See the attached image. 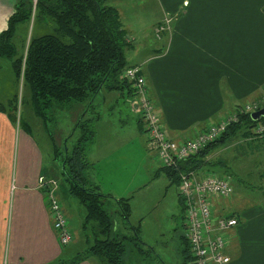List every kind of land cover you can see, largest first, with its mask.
<instances>
[{"label": "crops", "instance_id": "crops-1", "mask_svg": "<svg viewBox=\"0 0 264 264\" xmlns=\"http://www.w3.org/2000/svg\"><path fill=\"white\" fill-rule=\"evenodd\" d=\"M120 1L122 0H109V3L119 10L122 25L133 45L139 38L144 39L150 27L147 26L146 30L141 31L133 26L130 30L125 5L118 3ZM152 1L158 15L154 18L153 25H149H152L149 35L154 36L155 28L169 19L168 17L174 18V22L164 39L161 38L162 34L160 37L154 36L156 44L154 47L147 43L144 50L146 55H142L139 63L144 67L150 98L158 102L162 125L170 140L179 142L191 138L210 123H219L238 108L261 99L264 92V0ZM5 2L7 5L0 3V32L6 29L9 16L16 4L15 0ZM185 2L187 4H184ZM2 62L0 60V68ZM3 92L4 90L0 88V105L6 107L9 96H5ZM112 93L114 100L108 98V94ZM119 99L123 100V107L117 108L115 104ZM127 99H130V95L126 89L102 90L94 97L95 108L103 105L105 110L116 111L120 118L123 117L121 119L123 122L119 126L118 135H112L113 133L98 135L96 127L94 129L92 126L95 131L86 146V159L91 169L97 157L101 159L123 157L122 166L118 165L121 166L120 169L108 164L104 169L102 166L101 173L97 175L100 183L104 178L102 183L104 188L109 186L110 192L106 191L107 195H112L117 200L129 198L130 215L129 218H125L127 223L119 226L113 215L114 231L129 238L125 230L127 232L130 224V229L133 230L130 240L134 241L136 229L138 237L142 238L144 245L150 247L153 252H156V245H161L162 249H168L175 254L173 264L177 258L181 259V263L178 264H183V249L186 247L184 231L178 230L177 227L175 230L173 228L174 233L166 232L165 235L161 230H146L144 216L136 220L131 217L135 210H146L138 208L139 203H133L135 194L143 193L161 178L166 180L165 192L178 182L168 176L162 169L157 155L151 151L152 155L147 156L145 161L146 182L130 193V177L127 173H130V146L137 142V146L147 152L148 138L139 114L135 112L130 114L132 107L129 106V109L124 107ZM96 121L101 127L105 125L100 118L96 117ZM42 125L45 133L42 139H38L31 126H18L8 115L0 112V264L70 262L90 247L91 238L83 228L85 216L79 214L77 209L80 208L78 205L80 202L76 199L78 201L76 203L68 189L62 188L61 170L56 167V165L61 167L58 152L61 150L60 143L57 136L45 130L43 123ZM127 131L133 135H122ZM78 135L70 145H67L69 140L66 138L64 147H71ZM136 136L139 140H134ZM251 137L252 135L240 137L248 141L243 145L247 153L253 148L264 146L262 145L264 137H258L261 138L259 140ZM47 146L50 148L48 165L45 163L44 154ZM124 157L128 158V165L123 164L126 162ZM234 159L229 154L222 161L216 162L218 165L214 171L209 168L203 170L230 177L234 187L232 197L216 205L218 213L236 216L239 219L238 226L231 232L226 249V254L230 257L227 264H264V190L260 191V198H256L254 190L240 195L239 199L235 197L238 183H244L247 180L246 176L250 178L254 176V171L260 180L263 179L264 169L257 170L254 162L250 168H241L240 165L234 164ZM114 169L116 173L121 170L124 172L121 180L118 181V177L112 173ZM42 177L45 180L57 179L58 199L60 202L64 201L62 204L64 212L69 216L71 225L73 223L71 227L75 237L67 246L60 245L54 230L47 189L40 186ZM165 197L166 195H163V198ZM178 203L179 215L175 220H179V223L175 222V215L172 216L176 226L184 222L180 195ZM116 204L118 205L117 201ZM66 205L67 211L64 207ZM151 207L154 209L156 206ZM80 210L82 211L81 208ZM148 210L152 211V208ZM154 232L161 233L152 235ZM80 234L83 238L82 252L81 248L72 249L76 243L80 244ZM93 234L95 237V231ZM144 237H147L146 243ZM158 259L163 260L160 255ZM124 261H127L126 254ZM163 262L167 264L164 260ZM76 264L106 263L98 256L87 254L86 258ZM189 264H193V260Z\"/></svg>", "mask_w": 264, "mask_h": 264}, {"label": "trees", "instance_id": "trees-1", "mask_svg": "<svg viewBox=\"0 0 264 264\" xmlns=\"http://www.w3.org/2000/svg\"><path fill=\"white\" fill-rule=\"evenodd\" d=\"M32 20L33 24L39 22L51 28L52 32L36 37L31 35L29 40L25 39L19 51L14 42L17 28ZM161 34L164 39L166 31ZM130 45L121 14L109 0H16L7 27L0 32V60L10 61L16 84L19 86L22 81L23 86L29 89V102L34 113L42 120L45 130L49 131L47 122L50 120L49 111L53 108L74 104L82 107L83 113L90 112L95 106L94 97L102 90L126 89L130 96L134 95L132 81L128 82L123 77L127 62L125 49ZM136 66H141L139 75L146 80L143 65L137 63ZM18 103L19 93L16 92L9 98L6 107L0 105V112L8 115L14 123L18 119ZM91 120L79 116L75 126L77 131L80 129L76 142L69 148L65 147L63 153L61 150L58 152L60 175L68 185L69 194L83 206V228L87 231L92 225L95 243L74 260L59 264H76L87 254L100 257L106 264H125V241L129 238L114 231L113 214L105 207L109 195L91 188L85 174L90 165L86 159V146L94 135ZM260 122L264 125V118ZM257 125L250 114H238V119L226 128L220 138L180 163L179 169H162L177 182L180 171L215 169L218 164L209 160L208 155L237 135L250 137ZM261 137H264V133ZM117 203L123 217L129 218V198L118 199ZM134 238L140 240L136 229ZM185 243L183 264H189L192 256L186 237Z\"/></svg>", "mask_w": 264, "mask_h": 264}, {"label": "rangeland", "instance_id": "rangeland-1", "mask_svg": "<svg viewBox=\"0 0 264 264\" xmlns=\"http://www.w3.org/2000/svg\"><path fill=\"white\" fill-rule=\"evenodd\" d=\"M16 1V0H15ZM134 1V3H133ZM122 0L118 3H121L122 5H125V12H126V20L130 23V30H132L133 26L137 28L138 30H146V27H150L144 36V39L139 38L137 43L130 45V48L125 49V56H126V69L134 67L135 64L139 63L140 58H142V55H146L144 50L146 49L147 43L151 47H154V36L157 37V33L155 30L154 36L149 35L151 32V28L153 25L154 18L158 15L157 9L155 12L153 1L152 0ZM0 3H4L7 5V2L5 0H0ZM137 3V4H136ZM184 4H187L185 2ZM135 10V11H132ZM169 21V27L172 26V23L174 22V18L168 17ZM152 24L151 26H149ZM52 32L51 28H48L44 26L41 23H35L33 24V20L29 23H23L20 24L17 28V33L14 38V42L18 47V50H22L23 42H25V39L27 38L29 40L30 36H40L44 33H50ZM136 33V32H135ZM149 35V36H148ZM158 39V38H157ZM27 40V41H28ZM128 42V41H127ZM6 62H2V66L0 68V88L4 90V95L9 96L10 98L12 95L19 93V103H18V119H17V125H26L31 126L34 129V135L38 139L43 138L44 128L42 125V120L37 117L34 113V110L32 108L31 103L29 102V96L30 91L29 89L25 88L23 86L22 81L19 83V86L16 84L14 73L12 71L11 63L8 60H5ZM125 69V70H126ZM3 80V83L1 84ZM12 82V83H11ZM14 82V83H13ZM148 91L149 84L148 81ZM149 94V92H148ZM24 96V97H23ZM150 97V95H149ZM262 97H264V92ZM261 97V98H262ZM109 99H113V93L108 94ZM21 100V101H20ZM114 100V99H113ZM152 100V99H151ZM260 101L257 100L256 102ZM123 100H118V103H116V107H123L122 105ZM154 105V111L156 113H159L161 115V110L159 109L158 102H155L152 100ZM132 107L131 113H137L139 114V111L135 108L134 103V97L130 96V99H127L126 105L124 106L126 109H129ZM80 114V115H79ZM83 117L87 119H92L90 123H92L93 128L98 132V135L100 134H112V135H118L119 134V126L123 122V117L120 118V115L116 111L111 110H105L103 105L101 107L92 108L90 112H82V107L75 106L74 104H63L59 108H53L49 111V117L50 120L47 122V128L50 132H52L54 135L57 136L58 141L60 143V149L62 153L64 152V140L68 138L69 142H67V145H70L73 141V139H76V135L79 134L80 129H75L77 119L80 117ZM96 117L100 118V121H104V126L97 125ZM108 119V120H106ZM136 121V120H135ZM88 122V121H87ZM92 128V129H93ZM95 131V130H94ZM121 134V133H120ZM122 135H133L131 132L128 134V131L125 133H122ZM143 135V133H141ZM147 138L148 133L146 132ZM242 135H237L234 138H232L229 142L224 143L221 147L216 148L213 150L209 155L208 159L212 162H218L222 161L223 158L228 157L230 154L235 159L233 160L234 164L240 165L241 168H250L252 163L254 162V166L258 169H264V146H259L258 148H253L247 153V150L244 149L243 145L244 143H248L247 140H244L242 138ZM261 136H252L251 138H258ZM139 140V137L136 136L134 140ZM255 140V139H254ZM264 145V141L262 142ZM149 140L147 142V152H145L141 147L137 146V142L133 143L132 146H130V173H128V176L130 177V193L137 189V186H141L146 182V158L149 155H152L151 153V147L149 146ZM66 146V145H65ZM48 147V146H47ZM150 150V151H149ZM259 150V151H258ZM258 151V152H256ZM45 154V163L48 165L50 161V148L44 149ZM158 157V155H157ZM126 158V157H124ZM159 159V157H158ZM112 161V162H111ZM102 164H99L101 163ZM123 162V157L120 156H112L107 157L104 159H101V157H97L96 163L93 165V167L90 169V167L86 170L85 174L89 177L88 178V184L91 186V188L96 189L97 192L107 195V192L109 191V186L103 187L102 183H104V178L102 182L100 183L99 179H97V175L101 173V167H106L108 164H112L113 167L117 166L116 169L121 168V164ZM107 163V164H106ZM123 164L128 165V158H126V162ZM121 165V166H118ZM58 170H61L58 165ZM116 169L112 171V173H115V176L118 177V181L121 180L122 174L124 175V172L122 173V170L120 172L116 173ZM124 170V169H123ZM209 170V169H208ZM211 170L214 171L212 168ZM111 175V179H112ZM246 179L244 183H238L237 184V190L235 197L237 199L240 198V195L243 196V194H248L249 191L254 190L253 192H256V198H260V191L264 190V180H260L257 175H255L251 178L249 176H246ZM57 180V179H56ZM59 181V180H58ZM179 182V181H178ZM62 188L68 189L67 183L64 181V178L61 179ZM180 185V183H179ZM179 185L174 184L172 187L168 190V192H165L166 187V180L161 178L159 181L151 184L150 187L146 188L143 193L138 192L134 196V204H138V208H145L146 210L143 211H134L132 213L133 219H138L139 217L144 216V226L146 230L151 231H163L166 235V232L169 234L174 233L175 228L178 230L184 231L185 234V212H184V222L180 223L178 226L173 223L172 216L175 217L178 216V211L180 209V205L178 203V196H179ZM99 188H98V187ZM107 191V192H106ZM252 192V193H253ZM163 195H166L165 198H163ZM75 199V198H74ZM76 203L78 201L75 199ZM116 197L109 196L107 203L105 204V207L107 206V211L114 215L115 220L119 223V226L122 225L124 222L127 223L125 220V217L122 215V210L119 205L116 204ZM64 201H61V204ZM156 206L154 209L150 206V204ZM154 203V204H153ZM79 207L82 209V211L79 209V214L81 213L83 216H85L84 208L81 204ZM150 206V207H149ZM65 210L67 209V205L64 206ZM152 211H149L148 209H151ZM67 211V210H66ZM69 214V212H68ZM138 221V220H137ZM179 223V220H175V222ZM67 223L68 228L70 232L73 233V238L70 241V243L74 240V231L72 230L73 223L71 225V220L69 216H67ZM72 226V227H71ZM92 227V225H91ZM127 232L125 230V233L129 236V239H126V255H127V261H125V264H165L163 260L168 264L174 262V256L175 254L172 251L164 250L162 249L161 245H156L155 250L156 252H153L150 247L147 245H144V241L140 240H130V234H133V230L130 229V224L128 226ZM174 228V230H173ZM171 229V230H170ZM170 230V232L168 231ZM94 229H90V226L88 227L86 234L91 238L89 246H91L94 243ZM129 231V234H128ZM161 232L153 233L152 235L160 234ZM79 243L72 246L73 250L80 249V252L84 250L83 245V238L82 235H79ZM145 243L147 242V237H144ZM164 240V239H162ZM149 242V241H148ZM60 243V242H59ZM69 243V244H70ZM150 243V242H149ZM68 244V245H69ZM148 244V243H147ZM61 245V244H60ZM67 246V245H66ZM152 246V245H150ZM71 250V252L73 251ZM160 257L163 260L158 259ZM180 258H177L175 260L174 264L181 263Z\"/></svg>", "mask_w": 264, "mask_h": 264}, {"label": "built area", "instance_id": "built-area-1", "mask_svg": "<svg viewBox=\"0 0 264 264\" xmlns=\"http://www.w3.org/2000/svg\"><path fill=\"white\" fill-rule=\"evenodd\" d=\"M169 19L156 28L157 37L169 31ZM141 66L127 68L123 77L133 83L135 108L148 133L151 151L159 157L164 168L179 169L180 163L190 159L207 145L220 138L226 128L238 119V114H251L264 107V97L238 108L233 114L219 123H210L203 130L197 131L193 137L176 142L170 140L162 125L161 116L154 111V105L148 94V86L144 77L140 76ZM253 130L252 136H261L264 125L261 122ZM180 171L179 195L185 208V237L191 251L193 264H227L230 257L226 254L231 232L239 224L236 216L220 214L217 204L230 199L234 187L230 177L214 172ZM40 186L47 189L50 211L53 216V227L62 246H66L73 238L67 223V216L57 196L58 183L54 179L40 178Z\"/></svg>", "mask_w": 264, "mask_h": 264}, {"label": "water", "instance_id": "water-1", "mask_svg": "<svg viewBox=\"0 0 264 264\" xmlns=\"http://www.w3.org/2000/svg\"><path fill=\"white\" fill-rule=\"evenodd\" d=\"M250 117L255 122H260L264 118V107L250 114Z\"/></svg>", "mask_w": 264, "mask_h": 264}]
</instances>
